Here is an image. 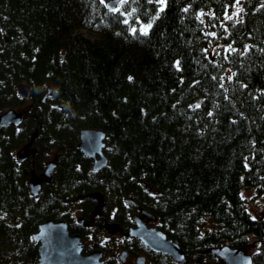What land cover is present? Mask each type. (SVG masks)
Returning <instances> with one entry per match:
<instances>
[{
	"label": "trees",
	"instance_id": "16d2710c",
	"mask_svg": "<svg viewBox=\"0 0 264 264\" xmlns=\"http://www.w3.org/2000/svg\"><path fill=\"white\" fill-rule=\"evenodd\" d=\"M104 3L0 0V114L22 113L0 127V264H35L30 234L47 219L112 252L103 222L124 227L137 208L185 257L118 243L146 264H226L208 250H243L249 236L252 264H264V214L251 217L241 195L264 201V0ZM81 128L105 135L98 170L76 148ZM52 159L31 196L30 173Z\"/></svg>",
	"mask_w": 264,
	"mask_h": 264
},
{
	"label": "water",
	"instance_id": "95a60500",
	"mask_svg": "<svg viewBox=\"0 0 264 264\" xmlns=\"http://www.w3.org/2000/svg\"><path fill=\"white\" fill-rule=\"evenodd\" d=\"M118 0H107L105 6L113 8ZM49 92L46 90L44 96ZM15 93L18 97L27 99L28 88L25 84L19 83L15 87ZM22 120V113L17 109H7L0 114V127L5 125L18 126ZM34 135H32L31 139ZM104 133L99 129L81 128L78 131V141L76 148L91 160V170H98L106 164V157L103 154ZM23 160V157H17V161ZM54 159L47 162L41 172L44 182H48L51 176ZM39 178L31 172L26 183L28 192L31 196H36L40 190ZM97 203L102 204L99 194L92 196ZM131 200L126 199L125 203L130 204ZM142 216L151 217L150 213L140 210ZM132 224L124 231L125 237H135L150 251L169 256L175 263H184L185 257L180 246L168 238L158 228L145 226L141 216L134 215ZM104 229L118 231L116 223L104 222ZM33 241L38 242L37 246V264H102L100 259L101 251L93 250L87 254L81 252L82 247L78 235L68 233L66 224L63 220H44L36 225L35 231L30 234ZM208 252L215 253L226 264H252L251 255L242 249L233 248L228 245L209 249ZM126 252H120L119 257L124 259ZM144 256H136V264H144Z\"/></svg>",
	"mask_w": 264,
	"mask_h": 264
},
{
	"label": "flooded vegetation",
	"instance_id": "af4514ba",
	"mask_svg": "<svg viewBox=\"0 0 264 264\" xmlns=\"http://www.w3.org/2000/svg\"><path fill=\"white\" fill-rule=\"evenodd\" d=\"M17 154H18V152H17ZM19 157V156H18ZM23 157V156H22ZM23 159H24V157H23ZM22 161V160H21ZM52 173V172H51ZM35 177H38L39 178V183H40V185H41V183L43 182V183H46V182H44L43 181V177L41 176V174H35ZM40 177H42V179H40ZM96 203H97V201H96ZM130 204L131 205H133L134 203L131 201L130 202ZM99 205V204H98ZM101 205V204H100ZM140 210H142L141 208H137L136 210H135V212H133L132 214H131V216H130V220H131V224H128V225H126V226H124V227H120L118 224H117V226L119 227V230L118 231H110L109 233H107V231L104 229V222H103V224H102V228H103V236H102V239L103 238H105L106 239V241H103L104 242V244H106V245H110V243H111V236H113V235H115V234H117V235H121L122 237H123V240L124 239H130V238H135V237H125L124 235H123V233H124V231H126V229L128 228V227H130V226H133V222H132V217L134 216V215H139V216H141V219H142V221L144 222V224H145V226H150V225H148V222H150V221H152L153 220V216L151 215V217H148V216H142L141 214H140ZM96 211H97V209H96ZM60 220H62V219H60ZM53 221H55V220H53ZM64 221V220H63ZM91 221H92V217H87V218H82V217H75L74 218V222H75V225L74 226H76V224H77V226H79V227H84V228H86V229H88L89 227H91V225H92V223H91ZM65 222V221H64ZM65 224H66V222H65ZM150 227H153V226H150ZM155 227V226H154ZM66 228H67V224H66ZM156 228V227H155ZM36 229V228H35ZM67 231H68V229H67ZM68 233L69 234H71V235H78L79 236V239H80V244H81V247H82V250H81V252L83 253V254H87V253H89V252H91V251H93V250H100L101 251V257H100V259H101V261H102V264H114V262H115V259H114V255H112L111 256V254H112V252H111V249H109V250H106L104 247H95L94 245H93V241H90V240H88V239H90L89 237L91 236V234L90 233H86V239L84 240V238H82L81 236H80V234L79 233H76V232H72V233H70L69 231H68ZM30 239H32L31 237H30ZM136 239V238H135ZM123 240H121V241H123ZM136 240H138V239H136ZM113 241H115V240H113ZM121 241H118V243L119 242H121ZM139 241V240H138ZM33 242H35V241H33ZM140 242V241H139ZM141 243V242H140ZM35 244H36V254H37V246H38V242H35ZM142 244V243H141ZM117 246H119V245H117ZM145 247V246H144ZM119 248H120V251L116 254V256H117V259L119 260V262L120 263H125V261L127 260V258L128 257H134V262H135V264H136V261H135V259H136V256L137 255H143L144 256V258H145V260H144V264H146L147 263V260H146V256H145V254L144 253H136V254H130L129 252H128V250L124 247H120L119 246ZM145 248H147V247H145ZM148 249V248H147ZM106 250V251H105ZM149 250V249H148ZM126 252L125 253V256H124V259H121L120 257H119V254H120V252ZM169 257V256H168ZM172 260V259H171ZM173 261V260H172ZM174 262V261H173ZM32 263V262H31ZM35 264H37V255H36V259H35Z\"/></svg>",
	"mask_w": 264,
	"mask_h": 264
},
{
	"label": "rangeland",
	"instance_id": "374dc122",
	"mask_svg": "<svg viewBox=\"0 0 264 264\" xmlns=\"http://www.w3.org/2000/svg\"><path fill=\"white\" fill-rule=\"evenodd\" d=\"M104 1H107V0H103V2ZM16 154L17 153L15 152V155ZM18 154L22 155L23 157H26V156H24L25 152H19ZM40 179H42V177H40ZM241 195L243 196L244 201H245V208L251 217L261 216L262 214H264V201L262 200V198H260L254 194V189H251V188L242 189ZM97 205H98V203H97ZM148 225L154 227L155 226V220L148 222ZM102 240L106 241L105 238H103ZM111 240H115L114 242L116 243V246H114V250L112 251V254H111V256L114 255V259H115L114 264H123V263L119 262V260L117 259V256H116V254L120 251L119 246H117L118 241L123 240V237L121 235L115 234V235L111 236ZM248 241H249L248 245L245 248H243V250L245 253L251 255L254 251H256L257 244H256L255 240L253 239V237H251V236L248 237ZM124 264H135L134 257H132V258L128 257Z\"/></svg>",
	"mask_w": 264,
	"mask_h": 264
},
{
	"label": "snow or ice",
	"instance_id": "6c2138e0",
	"mask_svg": "<svg viewBox=\"0 0 264 264\" xmlns=\"http://www.w3.org/2000/svg\"><path fill=\"white\" fill-rule=\"evenodd\" d=\"M102 2H103V0H102ZM161 3H163V0H161ZM161 10H163V9H161ZM150 27H151V24L145 26V27L142 29L143 34H147V31H148V29H149ZM132 31L135 32L136 30L133 29ZM129 79H131V77H130ZM196 107H199V105H197ZM209 115H211V113H209Z\"/></svg>",
	"mask_w": 264,
	"mask_h": 264
}]
</instances>
